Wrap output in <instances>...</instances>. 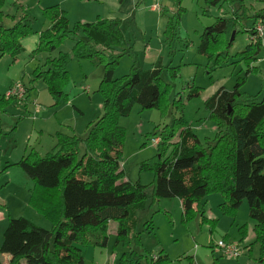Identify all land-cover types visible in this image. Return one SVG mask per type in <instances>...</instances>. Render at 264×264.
<instances>
[{
    "label": "trees",
    "instance_id": "trees-1",
    "mask_svg": "<svg viewBox=\"0 0 264 264\" xmlns=\"http://www.w3.org/2000/svg\"><path fill=\"white\" fill-rule=\"evenodd\" d=\"M245 1L205 0L208 9L224 2L232 13L230 18H219L216 24L205 28L197 54L214 64L218 62L222 53H217L216 45L222 42L226 49L231 45L230 33L246 18ZM3 2L0 0V9ZM41 15L50 27L39 33L32 55L52 53L67 38L74 43V58L102 66L103 77L98 87L102 115L87 125L83 138L57 133L52 152L40 156L31 149L29 155L14 164L34 182L30 203L36 201L35 197L42 201L39 212L52 221V227L46 230L24 218L9 219L0 254L8 257L6 264H84L79 247L105 248L111 222L117 224L114 246L130 245L134 216L144 208L146 194L143 186L123 180L119 156L124 131L117 121L126 117L134 104L144 110H165L168 102L164 94L169 87L161 83L164 67L159 59L151 69L138 71L133 64L126 76L113 78L119 59L129 49L119 18L77 22L69 29L66 13L61 9L45 8ZM3 17L0 12V52H9L15 58L22 51L20 40L32 34L30 21L23 13L17 23L6 28L2 25ZM256 18L257 24L264 27V8ZM179 19L180 15L167 20L163 34L169 49H174ZM257 24L246 30L250 44L239 54L248 67L260 59L264 45V35L255 38ZM69 60V54L63 53L46 59L41 68L33 71V77L44 82L54 106L67 100L63 91L68 83ZM169 69L175 77L173 68ZM251 70L255 68L248 72ZM243 82V78L239 79L231 91L220 88L204 101L217 130L210 143H202L181 119L173 120L171 126L153 132L157 155L141 168L154 172L151 201L177 198L183 222L195 217L206 223L216 221L205 215V199L210 194L220 195L219 210L228 217H235L246 201L249 219L254 223V243L259 245L257 264H264V98L257 101L243 94L239 89ZM199 90L191 88L187 99L200 95ZM1 98L0 103L10 101ZM145 225L153 231L151 221ZM134 238L140 243L139 235ZM155 256V260L150 254L133 261L132 255L124 253L119 264L171 262L162 253Z\"/></svg>",
    "mask_w": 264,
    "mask_h": 264
},
{
    "label": "rangeland",
    "instance_id": "rangeland-1",
    "mask_svg": "<svg viewBox=\"0 0 264 264\" xmlns=\"http://www.w3.org/2000/svg\"><path fill=\"white\" fill-rule=\"evenodd\" d=\"M127 1L126 7L133 2L138 6L134 11L139 10L136 15L144 11L145 16L136 17L140 30L131 27L134 13L130 15L129 20L122 23L121 32L129 49L119 59L113 78L121 79L126 76L133 64L138 70H148L152 66L151 62L159 59L164 67L161 83L169 87L164 94L168 106L160 112L156 109L144 110L134 104L126 117L118 119L117 125L124 131L119 156L123 180L143 186L146 203L134 216V233L132 230L129 246L123 244L114 246L117 224L111 222L108 226L105 248L79 247L83 262L119 264L120 256L124 253L132 255L133 261L142 256L162 253L171 261L170 264H257L259 245L257 242L254 243L252 232L254 223L249 219L246 201L237 209L235 217H228L219 210L220 195L210 194L205 199V215L216 221L206 223L201 222L200 217H195L183 222L182 209L177 198L151 201L154 172L142 169L141 165L152 161L157 155L154 142L156 137L153 136V132H160L166 126H171L173 120L181 119L202 143H210L217 130L204 107V101L220 88L231 91L237 81L243 78L240 91L257 101L263 100L264 45L261 48L260 59L252 62L249 67L241 60L239 54L250 44L246 30L258 23L256 16L264 8V2L263 0L244 2L246 18H243L232 31L234 32L232 41L230 40L232 32L230 33L231 45L228 49L224 48L222 42L216 45L217 53L222 55L214 64L206 56L197 54L196 47L205 28L216 24L219 18L231 17L232 9L226 3L222 2L208 9L205 0H159L157 3L154 0ZM153 4L160 5L164 9L163 14L152 12L150 8ZM54 7L66 13L69 29L77 22L92 23L97 18H107L106 12L110 10L108 2L105 3L104 0L3 2L0 9L4 16L2 25L6 28L11 27L25 13L30 21L32 34L20 40L22 51L15 58H12L9 52H0V99L13 83H23L28 90L26 101L20 105L13 100L0 103V245L9 219L24 218L46 230L52 227V221L39 212L38 206L42 205V201H37L38 198L35 197L36 201L30 203L34 182L14 164L23 156L29 155L31 149L34 151L38 149L41 153L43 151L41 156L52 152L57 125L76 124L79 131L77 135L83 136L85 125L102 115L100 108L102 98L98 93L103 77L102 66H94L87 59L74 58L71 54L74 43L67 38L63 39L52 53L39 52L34 55L31 53L34 49L30 43L34 37L38 39L37 35L45 31L39 30L44 19L41 15L42 10ZM178 15L180 19L177 40L174 49H169L163 33L167 20L169 18L175 20ZM111 18H119L122 22L123 15L119 13L117 16L111 15ZM141 18L147 22L145 28L140 23ZM159 18L163 19L160 24ZM25 39V43H22ZM262 41L264 44V37ZM158 51L162 54L156 57ZM63 53L70 56L67 66L68 83L63 91L67 100L54 106L44 82L35 79L33 71L41 68L46 59L58 57ZM152 58L155 60L151 61ZM251 67L255 68V71L248 72ZM169 68H173L175 77L171 75ZM83 88L88 89L87 93ZM191 88L201 89L200 95L188 100ZM150 221L152 232L145 225ZM136 234L139 235L140 243L134 238ZM220 241L238 246V258L231 260L224 257L217 246ZM5 257L0 254L1 263Z\"/></svg>",
    "mask_w": 264,
    "mask_h": 264
},
{
    "label": "crops",
    "instance_id": "crops-1",
    "mask_svg": "<svg viewBox=\"0 0 264 264\" xmlns=\"http://www.w3.org/2000/svg\"><path fill=\"white\" fill-rule=\"evenodd\" d=\"M99 1H101V0H99ZM105 1V3L106 2H108V5H109V7H110V10L108 9V12H106V14L108 15L107 16V18L109 17V18H111V15H118L119 13H120V15H123V18H121L122 19V23L124 24V22H126L125 20H129L131 17H130V15H132L133 13H134V21L132 22V26L131 27H134L135 29H137V30H140V28H138V23L136 22V19L138 18V17H140V16H145L144 15V11H142L143 13H140L139 15H136L137 13H139V10L138 11H134L135 10V5L136 4H134L133 2H131V3H129L128 4V7H126V5H125V3L126 2H128L127 0H122L121 2H119L118 0H104ZM136 3V2H135ZM125 7V8H124ZM160 11H156V10H152L151 8V10H152V12H158L159 13V15H161V14H163V11H164V9L160 6ZM125 15V16H124ZM164 16V15H163ZM137 17V18H136ZM13 19H15V17L13 18ZM161 20H163L162 18H159L158 19V24H160V22H161ZM140 23H141V25H142V27L143 28H145L146 27V24H147V22L145 21V19H142L141 18V20H140ZM50 27V23L47 21V20H45V19H43L42 20V22H41V25H40V29L39 30H46V29H48ZM144 30V29H143ZM163 33V32H162ZM37 37H38V35H37ZM27 39V38H26ZM26 39L25 40H23L22 41V43H25V41H26ZM163 39H164V37H163ZM37 40L38 39H36L35 37H34V40L32 41V43H30V46L33 44V49H34V47L36 46V43H37ZM165 43H166V41H165ZM167 45V44H166ZM29 46V47H30ZM164 51V47H162V52ZM162 52H160V51H158L157 53H156V57H157V55L158 54H162ZM153 60H155L154 58H152L151 59V61H153ZM157 60V59H156ZM155 60V61H156ZM155 63V62H154ZM154 63H152L151 62V64H152V66H153V64ZM136 66V65H135ZM152 66H151V68H152ZM151 68H149V69H151ZM137 69V68H136ZM138 70V69H137ZM138 71H141V70H138ZM83 90L87 93V91H88V89L87 88H83ZM214 93V92H213ZM26 101V100H25ZM90 101H91V99H90ZM92 102V101H91ZM102 107V101H101V105H100V108ZM92 122H94V121H92ZM91 123V122H90ZM48 126V125H47ZM86 127H87V125H85V127H84V130L82 131L84 134H83V136H78L77 135V133H79V131L77 130V128H78V125H76V124H73V125H62V124H60V125H57L56 126V129H55V131H54V134H57V133H59V134H63V135H67V136H71V135H74V136H77V137H80V138H83L85 135H86ZM54 136V135H53ZM54 138H55V136H54ZM55 143H56V139H55V141H54ZM155 142V144L157 143V139L154 141ZM55 145V144H54ZM34 150V149H33ZM26 150H25V154H26ZM35 152L36 153H38L39 155L40 154H43V151H42V153L38 150V149H35ZM41 156V155H40ZM180 202V201H179ZM180 205H181V203H180ZM5 256V255H4ZM8 262V257L6 256L5 257V259H4V262L3 263H1V264H6Z\"/></svg>",
    "mask_w": 264,
    "mask_h": 264
},
{
    "label": "built area",
    "instance_id": "built-area-1",
    "mask_svg": "<svg viewBox=\"0 0 264 264\" xmlns=\"http://www.w3.org/2000/svg\"><path fill=\"white\" fill-rule=\"evenodd\" d=\"M156 1V3L159 0H154ZM152 10H156V11H160V5L157 4H153L151 7ZM255 31H256V37H262L264 35V27L261 24H257L255 26ZM27 96V90L26 87L24 86L23 83H13L11 84L5 94L4 97L6 99H10L13 100L17 105H20L22 102L25 101ZM218 248L220 249V251L222 252L223 256L226 257L227 259H237L239 256V250H238V246L234 245V244H230L227 243L225 241H220L217 244ZM156 256L152 255V260H155Z\"/></svg>",
    "mask_w": 264,
    "mask_h": 264
},
{
    "label": "water",
    "instance_id": "water-1",
    "mask_svg": "<svg viewBox=\"0 0 264 264\" xmlns=\"http://www.w3.org/2000/svg\"><path fill=\"white\" fill-rule=\"evenodd\" d=\"M233 36H234V32L231 33V38H230L231 41L233 39Z\"/></svg>",
    "mask_w": 264,
    "mask_h": 264
}]
</instances>
